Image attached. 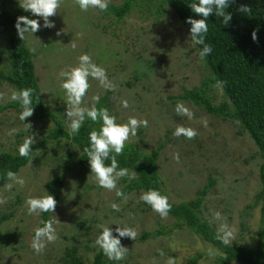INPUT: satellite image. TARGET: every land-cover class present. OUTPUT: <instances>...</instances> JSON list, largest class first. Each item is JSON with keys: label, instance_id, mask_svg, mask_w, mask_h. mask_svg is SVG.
Masks as SVG:
<instances>
[{"label": "rangeland", "instance_id": "rangeland-1", "mask_svg": "<svg viewBox=\"0 0 264 264\" xmlns=\"http://www.w3.org/2000/svg\"><path fill=\"white\" fill-rule=\"evenodd\" d=\"M123 1L110 0L108 7L119 6ZM18 8L19 0L6 2V11L13 14ZM22 15L39 19L41 24L39 31L26 34L23 41L33 56L34 76L44 106L65 129L69 130L67 104L66 93L60 88V72L79 66L78 58L87 54L92 63L106 70L114 88L106 90L89 77L90 87L81 106L90 108L95 103L97 108L101 101L109 114L116 117L117 124L127 123L130 117L147 120V127L141 126L126 144L131 143L140 153L150 152L157 144L162 146L156 166L163 183L162 193L169 203L176 205L194 199L211 180L212 187L200 206L202 219L218 237L222 223L233 229V238L226 245L254 249L261 158L236 123L212 117L178 98L183 91L205 83L208 73L189 34L169 6L161 0H135L117 20L107 10L90 8L83 12L73 0H61L57 15L50 17L55 24L52 29L43 28V20L31 12L23 11ZM57 32L61 34L57 36ZM7 54L0 29V70L4 72L8 71ZM206 87L212 104L226 101L219 87ZM13 92L15 89L0 82V105L15 102L11 99ZM96 96L98 102L93 100ZM122 100L128 101L127 109L122 107ZM177 102L190 109L192 119L176 114ZM19 114L20 111L11 109L0 113V153L19 154L18 147L25 138L33 135L35 144L54 127L49 119H26L25 123L32 125L28 129ZM101 124L102 121L98 130ZM178 125L193 128L198 135L192 140L177 138L173 132ZM37 149L41 154L32 151L29 162L16 173L25 184L21 187L8 180L0 189V198L6 201L0 204V264H67L60 257L71 246L82 264H91L93 255L102 252L95 245L101 232L99 225L109 226L114 236L118 225L131 227L137 233L135 240L120 238L121 245L129 250L124 259L109 260L103 254L111 264H167L169 258H174L175 264H191L189 261L194 258L195 264H220L216 261L219 252L185 228L141 241L143 233L170 229L173 219L161 218L149 205L140 202L142 190H131L124 195L125 200L119 199L116 191L98 187L94 177L89 176L90 167L76 165L78 152L71 143L60 139L46 141ZM177 153L179 163L174 159ZM66 168L69 171L58 205L49 218L57 239L37 254L31 244L39 215H28L25 201L44 196V184ZM130 180L128 176L119 179L117 190L122 191ZM112 203L118 204L120 210L114 211ZM217 212L224 219H216Z\"/></svg>", "mask_w": 264, "mask_h": 264}, {"label": "trees", "instance_id": "trees-1", "mask_svg": "<svg viewBox=\"0 0 264 264\" xmlns=\"http://www.w3.org/2000/svg\"><path fill=\"white\" fill-rule=\"evenodd\" d=\"M7 1L0 0V29L8 51V71L0 70V82L8 84L16 92L32 89L34 112L27 120L39 122L43 119H49L54 125L53 129L41 141L32 145V151L41 148L46 141L64 140L71 143L78 152L76 165L81 168L90 167L84 149L89 146V133L93 130L99 131V122L93 123L86 118L79 133L72 135L69 130L65 129L63 123L47 110L35 80L33 56L27 49L25 42L19 39L14 27L17 17L23 14V10L18 8L13 14L6 11ZM134 1L124 0L119 6H109L107 11L119 20L129 11L131 3ZM161 1L169 6L180 25L190 36L191 26L186 23V20L189 17L194 19H200V17H197L188 6L197 0ZM242 5L249 7L251 12H240L239 8ZM227 11L232 14V19L227 25L222 23L221 17L212 15L208 18L205 43L210 45L213 50L210 55L203 60L201 59L208 73L207 81L199 87L183 91L178 98L200 108L212 117L236 123L255 145L261 158L258 167L260 190L256 194L258 226L255 247L251 249L241 245L223 244L207 222L202 219L200 206L212 187L213 182L211 180H208L209 182L197 192L194 199L182 201L176 205L169 203L171 211L168 216L173 219L170 229L161 228L150 234L143 233L140 240L143 241L148 237L185 228L219 252L220 255H217L216 261L220 264H264V0H234ZM254 30L258 36L256 42L252 40L251 35ZM193 45L199 55L203 46L194 42ZM218 81L222 82V86L219 88L226 101L216 105L212 104L207 97L208 87L206 85L217 86ZM103 108L104 104L100 101L97 109ZM7 109L20 112L22 110L18 101L0 105V113ZM161 149L162 146L157 144L150 152L140 153L131 143L125 144L123 154L116 157L118 165L120 168L128 169L130 173L135 172L136 176L123 187L124 195L133 189H139L143 192L153 189L163 195L161 190L163 183L156 166V160ZM110 155H114V153H110ZM29 160L30 155L21 157L19 154L0 153V189L9 180L7 172L17 173ZM105 163L110 165V160ZM68 171V168L64 169L62 174L44 184V196L47 194L54 196L57 205L64 185L65 174ZM51 213H41L37 227H42V222L49 221ZM9 216L10 214L5 215L4 218ZM225 255L227 256L226 259H224ZM197 257L199 258L200 255ZM60 260L67 264H82L76 257V249L73 246L66 248ZM195 262V258L189 261L191 264H195ZM108 263L111 264L112 262L105 260L103 252L100 250L92 257L91 264Z\"/></svg>", "mask_w": 264, "mask_h": 264}, {"label": "clouds", "instance_id": "clouds-1", "mask_svg": "<svg viewBox=\"0 0 264 264\" xmlns=\"http://www.w3.org/2000/svg\"><path fill=\"white\" fill-rule=\"evenodd\" d=\"M110 0H73V4L77 5L81 11L87 12L90 8H98L100 11H106ZM234 3V0H197L191 3L188 7L200 19L189 17L186 23L190 27V37L197 45H202L199 52L200 59H204L212 53V47L205 43V36L208 32V18L212 15L222 18V23L227 25L232 19V14L227 9ZM61 0H19V7L25 12H31L32 16L38 17L43 20V28L52 29L55 24L50 20L58 13ZM242 13H250L251 9L246 5L239 8ZM23 25V26H22ZM17 35L20 40H24L26 34L33 35L41 29L39 19H32L27 16H19L14 25ZM61 33L57 32V36ZM252 40H258L257 32H252ZM75 48V44L72 45ZM79 66L70 68L60 72L63 82L60 88L66 93V122L70 134L75 135L79 130L86 118L90 119L93 123L102 121L99 131L93 130L88 136V147L84 149L88 157L91 174L97 186L107 191H116L118 197L124 196L122 191L117 190V181L128 176L129 179H134L136 173L129 174L126 168H120L117 156L123 154L126 142L130 137H135L137 130L143 126L147 127V120H138L130 117L125 124H117L116 117L111 116L107 108L97 109L95 103L92 107H82L83 98L90 87L89 77L99 81L101 87L106 90H112L114 85L108 80L106 70L92 63V59L87 54L81 55L79 58ZM217 86H222V82H217ZM32 89H23L19 92H13L11 99L18 101L21 105V112L19 119L24 122L25 127L30 129L31 124H26L25 120L33 115L34 108L32 106ZM94 102L99 101V97H93ZM122 107L127 109L129 107L127 100H122ZM177 115L187 117L189 120L193 118V113L189 108L185 107L183 102H177L175 107ZM205 126L207 122L205 121ZM15 131V130H13ZM11 134V133H10ZM177 138L184 137L188 140L194 139L198 133L195 129L178 125L173 132ZM35 142L34 136L25 138L23 143L19 145L18 152L21 157H27L32 153V145ZM37 153L41 154L40 149H36ZM114 153V155H110ZM174 159L179 163V154L174 155ZM110 160V165H106V161ZM9 180L21 187L25 184V180L16 173L11 171L7 172ZM12 185L6 187L11 188ZM139 201L149 205L153 212L157 213L161 218H166L171 211L168 197L162 195L159 191L150 189L139 196ZM6 201L0 198V204ZM28 215H40L41 213L52 212L54 213L57 206V201L54 196L47 194L42 197H29L25 201ZM114 211H119V205L116 203L111 204ZM216 219H224L221 213L215 214ZM42 227H37L34 230V237L31 247L37 253L43 252L48 243H54L57 239L56 230L51 221L42 222ZM118 225V224H116ZM101 228L100 234L95 240V245L98 246L103 254L109 260L119 261L125 258L126 253L129 251L126 247L121 245L120 238H130L135 240L136 231L127 226L116 227V236L113 235V230L109 226L99 225ZM219 232L221 233L220 239L224 244H228L233 238V229L224 222L220 225ZM163 255V253H161ZM227 256H224L226 259ZM167 264H175L174 258H169Z\"/></svg>", "mask_w": 264, "mask_h": 264}]
</instances>
